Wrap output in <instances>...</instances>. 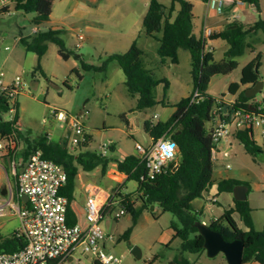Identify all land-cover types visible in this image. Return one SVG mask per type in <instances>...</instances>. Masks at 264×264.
<instances>
[{"label": "rangeland", "instance_id": "obj_1", "mask_svg": "<svg viewBox=\"0 0 264 264\" xmlns=\"http://www.w3.org/2000/svg\"><path fill=\"white\" fill-rule=\"evenodd\" d=\"M78 1L91 14L88 19L99 20L101 30L99 32L78 31L85 40L80 42L81 47L75 48V34L64 32L63 39L69 50L78 54L83 62L90 66L99 67L108 55L124 53L129 48L130 35L134 36L139 46H144L145 53L142 64L145 70L152 74L156 80L165 79L168 89L163 93V84L156 87L157 101H163L155 106L136 111L137 96L127 93L124 86V75L120 67L111 62L105 71L84 72L78 62L69 58L62 61L57 54V48L53 44L47 45V51L42 60L37 63V57L25 51L17 42L21 36L32 35L31 29L43 32L54 27L52 23H43L39 26L31 24L32 14H24L10 8L8 12H0V72L7 81L21 77L22 90L16 97L18 114L17 122L20 129L29 135L30 140L40 135L48 134L51 142L58 143L68 135V126L64 121H59L52 114L62 112L66 115L79 117L87 135H91L88 151L99 152V147L112 141L115 151L112 158L119 159L122 156L135 152V145L149 147L151 140L143 130V121L153 120V115L159 119H165L174 106L192 92L190 77V56L187 51L178 53L179 63L172 65L167 62L160 64L156 48L158 45L152 39L143 36L142 14L147 10L149 0H53L51 21L65 18L72 21L75 18L66 16V7ZM164 6L170 5V0H158ZM195 2L197 0H187ZM204 6L196 4L194 13L200 18L205 17L208 28L231 24L224 17L211 18ZM259 19L264 20V0L259 1V10L247 8L238 13L239 22L244 27H249ZM200 27V21L195 22ZM77 34V33H76ZM74 35V36H73ZM139 35V36H138ZM139 37V38H138ZM214 49V58L218 62L224 57L225 43L222 40L210 41ZM244 54L235 59L237 67L227 75H216L210 79L207 95L214 99H223L225 103L232 104L235 97L249 87L245 88L242 81V69L251 64L252 71L261 82V90L254 96L261 109L264 110V35L261 31L249 34L246 37ZM11 49V50H10ZM8 56L6 60L5 57ZM76 69V73H71ZM232 89L236 96L231 97ZM122 116L133 118V124L126 127ZM217 115H214L216 118ZM9 115L4 114L3 119L8 120ZM139 119V125L136 120ZM156 121V120H153ZM213 122L206 123V128L212 127ZM233 133V132H232ZM253 139L261 147L263 153L254 156L245 152L243 146L231 134L227 142L221 141L216 152L213 185L203 194L202 198L195 199L191 207L198 213V218L205 224L219 218L223 210L227 208L225 192H218L216 182L223 179H234L245 183L248 193L247 201L252 211V218L257 231H261L264 225V135H261L256 127H252ZM1 140V137H0ZM2 141V140H1ZM20 147L17 149L19 152ZM77 152L80 149H76ZM82 151V150H81ZM8 171L0 169V192L3 188L14 186L13 167L19 163L14 162L10 156L0 161ZM100 172L85 173L80 170L76 178V187L81 185L100 184ZM134 181L126 182V191H135ZM129 192V199L134 207H138V200ZM215 198L217 203H213ZM119 210L118 204L108 209L102 221L103 231L111 237L106 243L107 250L116 258L118 264H168L178 256L179 240L169 243L170 223L175 219L169 213H162L161 209L154 205L153 209L143 211L132 227L131 215L125 213L118 219H114L115 211ZM237 219V218H236ZM238 221V219H237ZM132 227L127 240L122 239L124 232ZM243 230L245 228L241 227ZM15 230H20V222L16 214L11 213L8 207H4L0 214V233L7 236ZM138 248L141 252L136 259L131 251ZM191 264H226L221 253L213 258H208L205 252L199 254H184ZM85 264H92V257H83Z\"/></svg>", "mask_w": 264, "mask_h": 264}, {"label": "trees", "instance_id": "obj_2", "mask_svg": "<svg viewBox=\"0 0 264 264\" xmlns=\"http://www.w3.org/2000/svg\"><path fill=\"white\" fill-rule=\"evenodd\" d=\"M15 11L32 14L31 24L39 26L49 20L53 0H10ZM206 3L208 0H199ZM254 9L259 10L260 0H243ZM176 6L178 7L176 9ZM3 12V11H0ZM192 4L187 0H170V5L164 6L158 0H149L147 10L142 19L143 33L148 38L159 42L157 55L160 64L169 62L178 64V52L187 51L190 56V77L192 80V92L182 98L175 106L171 116L166 121L146 120L143 122V130L150 140H156L165 135L177 146V158L175 167L157 175L154 179L139 181L143 168L139 164L137 155L125 156L121 161H114L116 170L127 176V181H134L136 189L131 193L138 200V207L133 204L125 205L127 213L131 215L132 227L140 214L157 205L162 213H169L174 217L170 223L173 231L172 241L179 240L178 256L173 259L177 264H191L184 254H199L205 252L203 237L196 227L202 223L198 213L191 207L192 201L202 198L213 185L214 161L211 159L212 142L210 128L206 123L212 122L214 115H231L236 111L256 112L257 105L253 103L254 97L247 98L241 91L232 104H227L223 99H214L207 95L206 91L210 79L216 75H227L237 67L236 58L244 54L247 46L246 37L249 34L261 31L264 35V20L259 19L249 27H244L239 22H233L224 30L213 33L209 41L222 40L228 49L221 61L216 62L213 53L205 50V41L200 35L194 33ZM236 26L235 28H230ZM161 37L157 38L156 34ZM64 31L60 28H49L46 31L21 36L18 43L26 52L36 55L39 61L47 51V45L53 44L57 48V54L62 61L73 57L84 72L105 71L107 65L115 62L123 72L124 86L131 96H137L136 111H142L155 106L163 101H157L156 87L163 84V93L168 89L165 79L156 80L152 74L143 68V53L133 42L124 53L108 55L99 67H94L83 62L81 57L69 50L63 39ZM71 73L76 69H72ZM242 81L245 85H252L257 81L252 65L245 66L241 71ZM194 92L198 93L195 100L191 101ZM234 95L232 89L229 90ZM7 93L0 92V137H12L20 145V150L9 155L15 165V175L26 163L29 156L39 151L44 159L51 160L60 165L65 174L66 182L59 194L67 200L66 224H76V218L69 205L73 201L74 184L78 169L83 172H91L99 167L101 175H104L112 159L102 156L96 151H88L87 147L91 137L86 136L84 143L78 146L79 152H70L67 148L66 138L58 143L51 142L47 135H40L30 140L29 135L21 129L14 127V123L4 120L3 115L10 109V101ZM14 106L17 121L18 107L15 100ZM230 107V109H229ZM264 113V110L261 109ZM125 121V116L121 117ZM234 138L243 146L249 155L263 153L253 139L251 127H245L233 131ZM82 150V151H81ZM113 151V148L110 149ZM5 171L8 168L4 165ZM15 181V176H12ZM237 185L246 184L234 179H223L216 183L218 192L232 193ZM16 194V189L14 188ZM129 196V195H128ZM127 196V197H128ZM126 197V198H127ZM152 210V209H151ZM252 209L248 201H233V207L225 210L221 217L212 220L208 227L218 232L225 241L230 242L240 239L244 242L242 264H264V225L261 231L254 228ZM238 221H237V219ZM132 227L122 235L127 240ZM241 227L245 228L243 230ZM24 236L13 231L7 236L0 233V253H14L25 246ZM93 264H100L93 260Z\"/></svg>", "mask_w": 264, "mask_h": 264}, {"label": "built area", "instance_id": "obj_3", "mask_svg": "<svg viewBox=\"0 0 264 264\" xmlns=\"http://www.w3.org/2000/svg\"><path fill=\"white\" fill-rule=\"evenodd\" d=\"M206 5L211 15L224 17L231 22L238 19V13L252 7L243 0H208ZM10 8H13L10 0H0V11L8 12ZM36 32L35 28L31 29L32 34ZM213 33V30L204 23L201 38L204 41L209 40ZM82 40L83 36L78 35L77 41L80 43ZM79 45L77 44L76 47ZM3 79L4 74L0 73V92L7 93L10 99L7 121L13 122L14 127L20 129L19 123L14 119L16 114L14 102L22 90L21 77L16 76L10 84H5ZM197 96L198 93L194 92L191 101ZM253 103L257 105L256 112L236 111L231 115H217L212 119L213 125L210 128L212 161L216 159V146L227 139L233 131L256 127L261 135H264V113L261 112V106L257 101ZM52 114L68 126L67 148L72 153L76 152L87 136L80 118L56 111ZM152 119L156 120L157 117L153 116ZM1 140L0 152L4 149L3 144L7 142L13 143V147L8 151L11 155L15 153V147L20 146L12 137H2ZM110 146L111 142L103 143L98 153L106 156ZM135 153L143 168L139 181H144L154 179L157 175L175 167L177 146L163 135L151 140L147 148L136 144ZM13 176H15L13 188L7 187L6 194L0 195V214L3 213L4 207H8L11 213L18 216L20 222L18 232L24 236L26 243L22 249L14 253H0V264H70L71 257L77 252L91 255L100 264L120 262V259L114 257L103 246L111 237L103 231L101 224L111 206L118 204L119 210L114 214V219H118L127 212L125 205L120 202L133 204L129 194L121 192V187L109 191L105 194V198L101 197L97 188L88 187L85 225H67V200L59 194L66 182V174L60 165L44 159L39 151H35L17 175L13 167ZM21 198H26V203H22ZM212 202L215 200L212 199Z\"/></svg>", "mask_w": 264, "mask_h": 264}, {"label": "crops", "instance_id": "obj_4", "mask_svg": "<svg viewBox=\"0 0 264 264\" xmlns=\"http://www.w3.org/2000/svg\"><path fill=\"white\" fill-rule=\"evenodd\" d=\"M190 3L192 4V15L194 17L193 24L196 21L197 22L200 21V24H201L200 27H198L196 24H194V33H195L196 36H198V35H201V33H202V28H203V25L205 23V17L202 16V18H201V16H200V18H199V16L194 13V9H195L196 4H202L205 7L204 8L205 14L207 12L208 16H210L211 18H218V16L211 15V13L207 9L206 3H203V2H201L199 0H197L195 2H190ZM177 8L178 7L176 6V9ZM251 8H253V7H251ZM65 11H66V16H69V18H75V19H72V21H69V20H66L65 18H63V19L61 18V19H58L56 21H51V17H52V10H51V14H50L49 20L47 22L48 23L50 22V23H52V25H54V27H52V28H60L64 32H66V31L67 32H71V33L75 34V39L76 40H77V36H78V31L83 30V31H86L87 33H90V32H99L101 30V22L99 20L88 19L87 17L91 14V11L89 9H85V7L81 6L78 1H75L72 4H69L66 7ZM145 12L142 14V18L141 19H143V16H144ZM227 25H229V24L222 23V25H219V26H216V27H211V29L213 30L214 33H217V32H220V31L224 30ZM143 36H145L144 33H143ZM129 37H130V42H129L128 45L130 47V45L133 42H135V38H134V36H131V35ZM156 37L160 38L161 34L160 33L156 34ZM146 38L154 40L156 42V44L159 46V42L156 39L148 38V37H146ZM18 40H19V38H17V42H18ZM84 40H85V38L83 37V40L81 42H83ZM214 41H217V40H214ZM77 44H80V43H76V45ZM76 45H75L76 49H79L81 47V44L79 45V47H76ZM135 45L144 55V53L146 51V50H144V48H142L144 46H139L138 42H135ZM157 49H158V47L156 48V51H157ZM227 49H228V46L225 43V49L223 50V53H225V51ZM205 50L206 51H210L211 50V52L213 53V58H214V49H213V46L210 44L209 40L205 41ZM115 54H117V53H115ZM7 58H8V56H6L4 60H6ZM42 58L40 60H42ZM40 60H39V62H40ZM214 60H215V58H214ZM37 63H38V60H37ZM178 63H179V56H178ZM0 73H2V72H0ZM4 77H5V75H4ZM11 81L10 80L7 81V80L3 79V82L5 84H10ZM247 87H250V85H246L245 86V88H247ZM192 88H193V86H192ZM234 96H236V94L232 95L231 97H234ZM254 101H256V100L254 99ZM162 106H163V104H162ZM173 111H174V108L172 109L171 113L163 120L159 119L158 115H153V116L157 117L156 121H166L171 116ZM133 121H134L133 118H125L124 123H125L126 127L129 128L130 126H132ZM144 121H146V119ZM139 123H140V121H139V119H137L136 120V125H139ZM142 126H143V124H142ZM231 134L233 135V133H231ZM46 135H47L48 139L51 141L49 133L46 134ZM89 136L91 137V135H89ZM227 139L223 140V142L224 141L227 142ZM110 142H111L110 149L113 148V151L109 150V153L106 156L111 158L112 162L109 163V166H108V169H107L106 173L104 175H101L102 179H101L100 184H90V183L84 184L83 183L81 185V188L78 189L76 187V179H75L73 201L71 202L69 207H70L71 211L73 212V214H74V216L76 218V224H80L82 226L85 225V219H84L85 217L84 216H85V203H86V198H87L86 189L88 187L97 188L100 191L101 197H104V198H105V194H107L109 191H111L113 189L120 188V187H121V192L124 193V194L125 193H129V192H133V191L127 192L128 190L126 191L127 177H126L125 174L119 173L116 170V164L114 162V161H121L125 156H128V155L122 156L119 159L112 158V153L115 151V145H114V143L112 141H110ZM3 145H5V146H4V149L0 152V161L3 160V158H5L6 156L11 155L8 151H9V149H11L13 147V143L12 142H7V143H5ZM19 147H21V146H16L15 147L16 148L15 152L17 151V149ZM218 148H219V146L217 145L216 146V152H218V150H219ZM133 154L135 155L136 153L134 152ZM215 158H216V156H215ZM216 161H217V158L214 161V168L216 167V165H217V167L219 166L216 163ZM0 169H3V171L5 170L3 164H1V163H0ZM80 170L81 169H78V174H77L76 178L79 177ZM92 172L93 173L94 172L98 173V172H100V168L97 167L93 171L85 172V173H92ZM100 174H101V172H100ZM0 178H1V172H0ZM218 181H220V180H218ZM247 193H248V190L246 192V200H247ZM228 194L229 195L226 197L227 208L225 210L231 209L233 207V201H234L233 195H232V193H228ZM213 199L215 200V202H213V203H217L216 199L215 198H213ZM225 210H223V212ZM251 218H252V213H251ZM252 222H253V218H252ZM206 225L208 226V224H206ZM253 225H254V228L256 230L257 227L255 226L254 222H253ZM172 237H173V231L170 229V233L168 234L169 243L172 242ZM107 242L108 241H106L104 243V245H103L105 248H106L105 245H106ZM106 250H107V248H106ZM83 257H92V256L89 255V254H83V253L77 252L71 257L70 264H85V261H84ZM92 260H94L93 257H92ZM92 264H93V262H92ZM248 264H253V263H248Z\"/></svg>", "mask_w": 264, "mask_h": 264}, {"label": "water", "instance_id": "obj_5", "mask_svg": "<svg viewBox=\"0 0 264 264\" xmlns=\"http://www.w3.org/2000/svg\"><path fill=\"white\" fill-rule=\"evenodd\" d=\"M232 26L230 28H235ZM261 82L256 81L250 85L248 89L244 91V95L247 98L254 97L261 90ZM230 109V107H229ZM247 187L243 185H237L232 190L233 199L235 201L246 200ZM6 194V189L3 188L0 192L1 196ZM22 203H26V198H21ZM153 209V206L151 207ZM199 234L203 237V248L208 258H213L221 253L225 259L226 264H242V257L244 251V242L240 239H234L233 241L227 242L223 237L216 231L211 230L207 225L199 223L196 225ZM131 254L139 259L141 252L138 248H133ZM168 264H177L173 261Z\"/></svg>", "mask_w": 264, "mask_h": 264}]
</instances>
